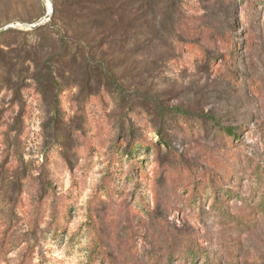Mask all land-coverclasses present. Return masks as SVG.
Returning <instances> with one entry per match:
<instances>
[{
    "label": "rangeland",
    "instance_id": "rangeland-1",
    "mask_svg": "<svg viewBox=\"0 0 264 264\" xmlns=\"http://www.w3.org/2000/svg\"><path fill=\"white\" fill-rule=\"evenodd\" d=\"M6 26L0 264H164L185 238L264 264V0H0Z\"/></svg>",
    "mask_w": 264,
    "mask_h": 264
},
{
    "label": "trees",
    "instance_id": "trees-1",
    "mask_svg": "<svg viewBox=\"0 0 264 264\" xmlns=\"http://www.w3.org/2000/svg\"><path fill=\"white\" fill-rule=\"evenodd\" d=\"M220 39L224 40L227 42L228 45L232 47V41L233 38H230L228 36L225 35H221ZM223 59H225L224 64L226 66H230L232 59L230 58V56H224ZM177 115H180V117H182V115H184L182 112H176ZM189 120L186 118V120L183 121V126L188 127L189 125ZM198 124V123H197ZM200 125V123L198 124ZM214 127L216 128L217 132H219L222 136L223 141H225V143H229V144H233V142L237 141L236 138V134L233 132L232 129H228V128H220V126L218 124H214ZM227 144H224L225 146ZM126 154V156H129L131 154V152L128 150H126L124 152ZM171 164V163H170ZM172 166V164H171ZM174 167V166H173ZM168 166V168L166 169V171L169 170H173L172 168ZM178 171H181L182 173V169L179 168ZM264 174V170L262 171ZM184 173L186 174L183 185L181 184L179 186V189L182 188L183 190H187L190 191V195H191V199L193 200L195 197H200V194H203L205 191H211L212 193H214L215 195V202L216 203H221L222 201L218 199L219 195L222 193L224 196H229L231 191L230 190H223V188H221L220 186V181L225 179V177H220L217 176V174L212 173V172H206V174H201L199 176H196V173L194 170L189 169V167L187 166L186 170H184ZM259 176V175H258ZM264 177V176H263ZM259 179V178H258ZM259 182V180H258ZM258 187L260 188L261 194V200L258 203V207L257 210L261 213H264V180H261L258 184ZM184 245V246H183ZM182 250L180 252H173L168 250L167 252H165L164 256V264H172V261L174 259L177 260H188L189 264H195V261L197 258H201L204 260V264H211L210 263V257L208 256V254H205L202 250H200L197 246L196 243L193 239L191 238H185L184 242L182 243Z\"/></svg>",
    "mask_w": 264,
    "mask_h": 264
},
{
    "label": "water",
    "instance_id": "water-1",
    "mask_svg": "<svg viewBox=\"0 0 264 264\" xmlns=\"http://www.w3.org/2000/svg\"><path fill=\"white\" fill-rule=\"evenodd\" d=\"M50 14H51V10L48 7V10L45 13V15L43 16V18H41L37 23H35L33 25H28L27 27L30 29L36 28L37 26L41 25L44 20H47L49 18ZM7 27H9V26H6V27L0 29V31L6 29Z\"/></svg>",
    "mask_w": 264,
    "mask_h": 264
}]
</instances>
